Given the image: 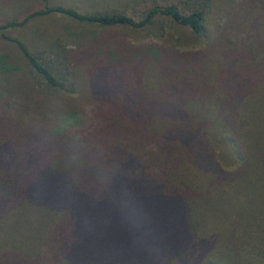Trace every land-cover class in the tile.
<instances>
[{"label": "trees", "instance_id": "1", "mask_svg": "<svg viewBox=\"0 0 264 264\" xmlns=\"http://www.w3.org/2000/svg\"><path fill=\"white\" fill-rule=\"evenodd\" d=\"M30 1L15 16L0 13V37L20 50L31 80L7 79L0 92V264L16 253L20 264H40L43 254L58 264L83 227L138 243L128 255L96 241L108 255L98 264H264V0H242L222 27L214 0L153 2L137 19ZM53 15L160 39L84 43L75 60L91 81L84 92L80 79L67 88V73L7 35ZM166 23L200 47L178 49ZM5 60L0 73L9 76ZM128 201L141 209L139 230L123 218ZM13 220L45 228L35 235L40 258L9 243Z\"/></svg>", "mask_w": 264, "mask_h": 264}, {"label": "rangeland", "instance_id": "2", "mask_svg": "<svg viewBox=\"0 0 264 264\" xmlns=\"http://www.w3.org/2000/svg\"><path fill=\"white\" fill-rule=\"evenodd\" d=\"M184 1L191 0H50L49 4L62 5L64 7L73 8L80 13H104L107 11L119 10L127 16H131L137 19L138 12L152 5L153 2H156L158 4L175 2L178 3L179 6L184 8L185 4H187ZM214 2L215 8L217 7V9H222L219 12L220 16L224 15V19L216 20V22L219 23V27L225 26L226 18H231L233 14H236L238 8L242 6V0H214ZM31 3L32 1L30 0H0V13H2V17H12L18 13L26 11V9L30 7ZM37 3L40 4V2L38 1ZM224 7L227 8L224 9ZM215 8L213 11H215ZM214 14L215 13L212 14V17H214L213 20H215L216 17L214 16ZM228 15L230 16L228 17ZM162 32L164 33V36L166 38H171L172 43L177 42L175 43V45L178 49L181 50L197 49L202 43L194 40V37L190 34V32L184 33L183 30H180L175 26H171L169 23L164 24V29L162 30ZM122 34L123 35H120L115 33L114 31L109 30H101L100 28L92 25H84L72 22L62 15H53L40 18L31 22L28 26L22 27L21 29L11 30L7 33L8 36L18 39L25 45H27V47L33 54L40 52L44 62H49L56 71H58L59 73H67V79L61 80L63 83H65V86L67 88L70 86L68 81H74L76 82L75 84H77L80 79V86L78 87L84 92L87 90L86 87L90 86L91 81L90 78L87 79V75L83 72L85 63H82L81 66L78 65V63H75L77 56H81V51L79 49H83L84 43H92L95 38L104 41L109 37L111 39H124L125 43H138L149 39L157 42L160 39L158 37L159 35H157V31L150 33L143 32L139 33V35H134L128 30H124L122 31ZM0 55L5 56V62H8L9 65L13 66V73H11L9 76L4 75V78L2 73H0V92H4V90L6 89L7 85L5 81L7 79L15 80V84L17 85L30 83L31 80L29 81L27 77L28 71L26 68L25 60L20 50L14 43L4 41L0 37ZM120 60L121 59L119 57V59L113 61L119 62ZM3 74L5 73L3 72ZM82 78H84L85 81H82ZM132 85L133 83L126 84V89H130ZM82 122V114L81 116L77 115L72 120H70L69 126L74 131H78V129L81 127ZM10 223L11 224H7L5 230L7 233L11 234L9 236L14 237V240L10 239L9 243L15 245L14 248H17L19 251L23 250L28 252V254H30V258H40V256L36 253L38 248H36L37 246L35 240V235L41 233L40 231H45V228H40L38 232L36 231V226L40 223V221L13 220L10 221ZM83 228L84 229L79 230L77 233V240L73 252L67 254L65 257H63L64 252L58 253V264L60 263V256L62 257L61 264H98V262H102L103 258L108 257V255H106L101 244H96V241L98 240L105 243L118 242V245H121L124 252H126L128 255H132L133 253H135L138 248V243L131 244L127 241V239L122 237L120 238L115 233H99L95 238L94 233L91 234L86 230L85 227ZM55 249H58V246H56ZM149 250L150 249L146 244L142 246V251H145L147 256L150 253ZM42 256V258L48 257L46 254H43ZM42 258H40V261H42L40 264H49ZM171 258L172 257H167V261H170ZM14 259L20 260L21 255L19 253L14 254ZM14 259L6 258L2 264H20V262ZM111 259L113 260V262L119 261L116 260L115 257ZM176 260L177 259L173 261L176 262ZM55 262H57V260L54 258L52 260V264H54Z\"/></svg>", "mask_w": 264, "mask_h": 264}, {"label": "clouds", "instance_id": "3", "mask_svg": "<svg viewBox=\"0 0 264 264\" xmlns=\"http://www.w3.org/2000/svg\"><path fill=\"white\" fill-rule=\"evenodd\" d=\"M123 218L125 222L133 229H141L144 227L141 218V209L133 201H128L123 206Z\"/></svg>", "mask_w": 264, "mask_h": 264}]
</instances>
